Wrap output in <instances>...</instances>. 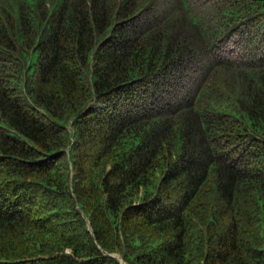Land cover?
Instances as JSON below:
<instances>
[{
  "label": "trees",
  "instance_id": "obj_1",
  "mask_svg": "<svg viewBox=\"0 0 264 264\" xmlns=\"http://www.w3.org/2000/svg\"><path fill=\"white\" fill-rule=\"evenodd\" d=\"M0 264H264V0H0Z\"/></svg>",
  "mask_w": 264,
  "mask_h": 264
}]
</instances>
